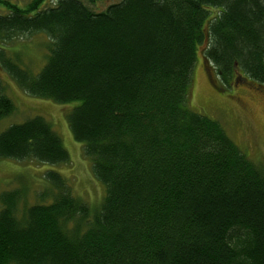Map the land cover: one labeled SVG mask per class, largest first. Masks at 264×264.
I'll return each mask as SVG.
<instances>
[{"label":"trees","instance_id":"trees-1","mask_svg":"<svg viewBox=\"0 0 264 264\" xmlns=\"http://www.w3.org/2000/svg\"><path fill=\"white\" fill-rule=\"evenodd\" d=\"M0 0V62L27 94L60 105L106 193L98 212L59 172L42 201L0 195V264H264V165L192 110L197 51L220 80L264 88V0ZM42 34L34 75L6 45ZM15 110L0 86V122ZM0 159L65 165L43 117L0 133Z\"/></svg>","mask_w":264,"mask_h":264},{"label":"rangeland","instance_id":"rangeland-1","mask_svg":"<svg viewBox=\"0 0 264 264\" xmlns=\"http://www.w3.org/2000/svg\"><path fill=\"white\" fill-rule=\"evenodd\" d=\"M3 1L22 7L31 0ZM55 1L48 0L45 7L52 6ZM118 1L105 0L90 7L103 11ZM4 13L7 9L2 7L0 14ZM49 43L42 34L24 37L6 45L7 56L37 75L47 62ZM205 52V45L198 47L190 95L192 110L219 122L251 161L264 165V88H259L240 72H236L229 83L222 82ZM0 86L15 106L14 112L0 122V133L12 125L41 116L60 136L70 156L68 164L57 166L0 159V195L16 190L24 194L21 207L39 204L42 201L38 195L48 187L43 181V173L56 171L69 181L76 197L85 201L93 213L98 212L105 197V186L94 176L92 163L84 155L83 144L76 142L68 125V116L78 103L60 105L25 93L1 62Z\"/></svg>","mask_w":264,"mask_h":264}]
</instances>
